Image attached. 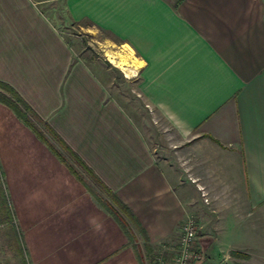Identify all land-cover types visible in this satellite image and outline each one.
Wrapping results in <instances>:
<instances>
[{
    "label": "crops",
    "instance_id": "0c3cea01",
    "mask_svg": "<svg viewBox=\"0 0 264 264\" xmlns=\"http://www.w3.org/2000/svg\"><path fill=\"white\" fill-rule=\"evenodd\" d=\"M40 2L0 0V81L87 169L76 166L79 179L23 122L8 121L11 136L0 118L33 264H154L190 216L204 258L194 264H230L232 251L239 263L264 264V0H64L72 23L132 54L136 90L170 126L175 161L156 157ZM108 193L136 227L101 203H112Z\"/></svg>",
    "mask_w": 264,
    "mask_h": 264
},
{
    "label": "rangeland",
    "instance_id": "374dc122",
    "mask_svg": "<svg viewBox=\"0 0 264 264\" xmlns=\"http://www.w3.org/2000/svg\"><path fill=\"white\" fill-rule=\"evenodd\" d=\"M38 6L48 12L53 23L66 37L70 34L73 36L72 39L76 40L80 46V55L90 62L93 69L106 78L112 94L119 97L124 107L134 117L138 126L147 136L156 157L161 160L165 158L175 161L173 132L168 123L136 90L135 68L137 67V62L132 57V54L129 53L127 47L113 43L104 33L80 29V27L72 23L66 13L64 0H42ZM106 51L116 55L120 54L122 57L127 58L129 70L125 71L112 64L104 55ZM2 106L5 109H0V118L7 120L8 127H5V129L8 128L12 133L10 135L14 136L16 126L8 121L10 119H14L18 123L22 121L18 120L15 114L11 112V109L5 105ZM4 132L7 135V131L4 128L0 134L4 135ZM7 155H9L8 152ZM6 209L9 213L8 216ZM17 217L13 193L10 191L9 176L3 168L0 153V264H33L24 238V232ZM178 241L173 242V249L168 248L165 251L153 253V256L151 255L152 262L155 264V260L158 257L169 261L172 254L177 250ZM232 257L234 259L230 264L239 263L238 257ZM225 263L227 262H222V264Z\"/></svg>",
    "mask_w": 264,
    "mask_h": 264
},
{
    "label": "trees",
    "instance_id": "16d2710c",
    "mask_svg": "<svg viewBox=\"0 0 264 264\" xmlns=\"http://www.w3.org/2000/svg\"><path fill=\"white\" fill-rule=\"evenodd\" d=\"M108 63V62H107ZM110 64V63H108ZM0 103L7 106L15 116L22 121L27 127H29L34 134L44 142L48 148L62 161L70 171L76 175L79 179L81 177L78 175L76 171V166L79 165L83 168H86L84 163L77 157L75 153L72 152L71 149L67 145H65V150L68 155H70V159H68L67 155L55 148L52 144L49 137L46 136L44 132V128L46 125L41 122V120L36 116V114L31 110L28 104L18 95V93L7 83L0 81ZM55 137V135H54ZM87 169V168H86ZM108 192V191H107ZM110 194V198L112 203L106 202L105 199L98 198L101 203H103L107 209L111 212V214L117 219L122 227H128L129 223L137 226L136 220L132 216V214L125 209V207L120 203L116 197H113L112 193ZM7 211V209H6ZM7 216L9 215L8 211L6 212ZM146 253L150 254L151 249L150 246L145 243ZM231 255L234 257H239V253L232 251ZM152 257V256H151ZM237 264H249V263H237Z\"/></svg>",
    "mask_w": 264,
    "mask_h": 264
},
{
    "label": "built area",
    "instance_id": "2783aa9c",
    "mask_svg": "<svg viewBox=\"0 0 264 264\" xmlns=\"http://www.w3.org/2000/svg\"><path fill=\"white\" fill-rule=\"evenodd\" d=\"M204 195V194H203ZM204 200H207L204 198ZM198 223L192 216L187 217L181 226L177 250L169 261L158 257L155 264H194L203 259V251L198 245Z\"/></svg>",
    "mask_w": 264,
    "mask_h": 264
},
{
    "label": "bare ground",
    "instance_id": "6f19581e",
    "mask_svg": "<svg viewBox=\"0 0 264 264\" xmlns=\"http://www.w3.org/2000/svg\"><path fill=\"white\" fill-rule=\"evenodd\" d=\"M118 54V53H117ZM104 55L107 57V59L114 65L120 67L121 69L128 71V65L125 57H122V55H116L112 54L110 52H105ZM135 62V61H134Z\"/></svg>",
    "mask_w": 264,
    "mask_h": 264
}]
</instances>
